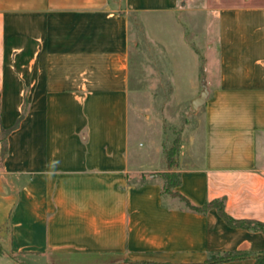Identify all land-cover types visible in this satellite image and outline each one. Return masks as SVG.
<instances>
[{
  "label": "crops",
  "instance_id": "0c3cea01",
  "mask_svg": "<svg viewBox=\"0 0 264 264\" xmlns=\"http://www.w3.org/2000/svg\"><path fill=\"white\" fill-rule=\"evenodd\" d=\"M132 12L184 14L192 36L205 29L201 60L198 35H183L198 58L191 99L204 84L209 93L183 132L175 189L264 221V0H0V264L61 254L81 264L191 262L264 250L263 231L162 191L153 172L165 168L145 162L164 156L160 138L148 153L131 142ZM138 173L147 179L128 177Z\"/></svg>",
  "mask_w": 264,
  "mask_h": 264
},
{
  "label": "rangeland",
  "instance_id": "374dc122",
  "mask_svg": "<svg viewBox=\"0 0 264 264\" xmlns=\"http://www.w3.org/2000/svg\"><path fill=\"white\" fill-rule=\"evenodd\" d=\"M148 16L143 20L137 13H131L129 51L130 140L145 153L159 138L164 152V144H171L179 134L182 140L184 130L195 124L196 112L203 105L195 108L191 99V76L199 71L194 65L198 58L190 52L184 36L189 41L198 37L194 47L200 60L205 48L201 44L205 29L199 33L201 27L196 26L198 36H192L184 14L179 20L165 13L156 14V20ZM164 156L154 152L145 159L146 166L166 168ZM130 178L142 180L140 173ZM19 258L23 264L83 263L67 254L46 260Z\"/></svg>",
  "mask_w": 264,
  "mask_h": 264
},
{
  "label": "trees",
  "instance_id": "16d2710c",
  "mask_svg": "<svg viewBox=\"0 0 264 264\" xmlns=\"http://www.w3.org/2000/svg\"><path fill=\"white\" fill-rule=\"evenodd\" d=\"M135 13V12H132ZM131 19V14H130ZM8 130L2 129V157L6 154V135ZM182 146V140L180 134L176 136L173 142L169 145L164 144V155L166 159V168L164 170L153 172L163 178L162 191L170 193L175 196H179L190 209L205 212L210 208L215 207L219 214L226 220L229 225L239 226L248 229L261 230L264 232V221L250 218H237L232 216L225 209V202L223 198H214L206 201L203 204H196L192 202L186 195L179 190L175 189L182 182L179 165V152ZM130 177V175H128ZM141 177L146 180L148 175L142 173ZM248 255H253L255 261L253 264H264V250L260 252H249L243 249L227 250V251H211L209 256L204 261H191V262H151V261H130L127 260V264H213L221 261L238 259Z\"/></svg>",
  "mask_w": 264,
  "mask_h": 264
},
{
  "label": "water",
  "instance_id": "95a60500",
  "mask_svg": "<svg viewBox=\"0 0 264 264\" xmlns=\"http://www.w3.org/2000/svg\"><path fill=\"white\" fill-rule=\"evenodd\" d=\"M208 93H209L208 86L204 84V88L202 89L200 94L196 96L194 99H192L193 106L195 108H198L200 105L204 104L206 102Z\"/></svg>",
  "mask_w": 264,
  "mask_h": 264
}]
</instances>
